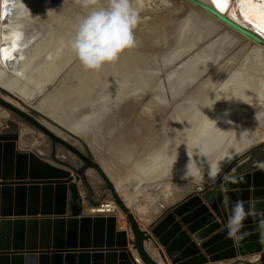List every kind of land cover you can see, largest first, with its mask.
Listing matches in <instances>:
<instances>
[{
  "label": "bare ground",
  "instance_id": "1",
  "mask_svg": "<svg viewBox=\"0 0 264 264\" xmlns=\"http://www.w3.org/2000/svg\"><path fill=\"white\" fill-rule=\"evenodd\" d=\"M58 1L65 0L47 3ZM199 1L218 10L213 0ZM104 2L94 0L96 6H103ZM78 4L82 7L79 12L86 14L87 7L81 0ZM132 4L141 13V21L135 29L137 46L125 49L116 61L94 70L85 69L76 60L33 108L83 137L96 154L97 161V150H100L150 181L144 188L155 185L158 192L164 184L171 185L173 190L169 197L172 202L192 190L193 184H185L187 181L200 185L215 181L234 156L241 154L249 144L264 140L263 101L261 104L258 101L247 103L230 134L226 128V125L230 126V113L217 112L210 106L206 109L207 114H201V117L190 118L188 115L201 110L207 84L215 83L218 69L222 73L220 84L223 80L230 82L231 87L245 93L249 92L254 77L264 78V38L238 20L232 11V3L223 15L236 22L241 30L190 0H158L161 9L155 10L139 0H132ZM40 10V6L33 7L28 9L27 15ZM58 17H51L50 29L59 23ZM73 30L65 28L53 40L38 44V51L34 50L30 56L31 63L41 61L44 51L51 52V59L61 51L65 53L60 60L46 63L45 72L35 68L29 80L56 74L70 53ZM7 75L0 74L1 85L24 94L30 92L25 84L28 80H14L17 76L13 73ZM216 90L219 96L218 86ZM102 97L107 100L102 101ZM251 110L257 119L263 117L260 125L254 126L242 115ZM191 126L196 128V134L189 139ZM131 129L138 131V136H132ZM89 136L93 141L88 139ZM101 158L98 163L112 182H116L119 196L127 205L136 207L137 217L145 226L152 211L145 205L136 206L143 189L129 195L120 187L110 164L102 155ZM159 204L169 205V202L158 200L157 208H160ZM141 208H146V222L140 218ZM116 213L120 220L121 213ZM118 226L125 228V223L124 227Z\"/></svg>",
  "mask_w": 264,
  "mask_h": 264
},
{
  "label": "water",
  "instance_id": "2",
  "mask_svg": "<svg viewBox=\"0 0 264 264\" xmlns=\"http://www.w3.org/2000/svg\"><path fill=\"white\" fill-rule=\"evenodd\" d=\"M48 1L0 0V51L4 53L0 55V74L13 73L17 76L14 80H28L25 84L30 92L24 94L1 84L0 90L14 96L30 111L84 140L61 122L33 108L77 60L69 50L67 60L54 76L40 75L29 80L35 68L45 72L46 63L60 60L65 53L61 51L51 59V52L44 51L41 61L31 63L30 56L34 50L38 51V44L53 40L65 28H74L82 16L79 0L53 4ZM190 1L236 29H242L226 18L224 12L199 0ZM231 3L238 20L256 31L240 15L239 0H231ZM30 5L33 6L28 7ZM36 6L41 10L27 15L28 9ZM94 7L100 6L89 3L87 11ZM244 10L247 11V7ZM52 16H59V23L50 29L48 22ZM0 104L37 126L52 143L64 144L83 162L79 168L66 169L34 151L17 150L16 136L0 137V264H208L238 261L249 255H259L258 264H264V158L251 155L257 146H264V140L249 144L241 154L234 156L215 181L204 185L190 180L184 182L193 184L192 190L168 208L159 204L161 216L142 228L136 207L122 200L91 152L85 155L2 98ZM89 138L93 141L92 136ZM244 165L246 168L242 169ZM91 168L100 175L124 216L125 228L118 226L117 213L84 214L83 201L94 202L86 177ZM232 169L238 172L233 173ZM79 181L86 187L83 194L78 189ZM237 201H243L246 210L254 203L257 211L244 221L241 231L247 235L242 240L228 238L225 228ZM145 242L156 250L159 258L146 250Z\"/></svg>",
  "mask_w": 264,
  "mask_h": 264
},
{
  "label": "rangeland",
  "instance_id": "3",
  "mask_svg": "<svg viewBox=\"0 0 264 264\" xmlns=\"http://www.w3.org/2000/svg\"><path fill=\"white\" fill-rule=\"evenodd\" d=\"M139 1L143 5H147L149 8H152L154 10L155 9H161L158 7V0H139ZM185 1L187 2V0H185ZM178 4H180V3H178ZM170 5H172V4H170ZM176 8H177V5L175 6V9ZM167 34H166V37L168 38ZM223 63H224V61H223ZM157 70H159V74H161V70L159 68ZM220 73H221L220 69H218L215 73V77H214L215 81L214 82L215 83L217 82L216 86H215V83H213V81H212V83L207 84L208 86L205 89L207 95H206V97L204 96L201 99L202 105H201V110H199L200 112L199 111H198V113L197 112L196 113L190 112L188 115H190L189 116L190 118H193L196 115H197L196 117H201V114H204V113L207 114L206 109H208V107L210 108V106L214 107L217 112H219V110H220L221 112L224 111L225 113H230V116H229L230 117V119H229V125L230 126L226 125V128H228V133L230 134L231 130H233L235 123L239 120V116L244 111L242 109L246 106L247 103H254L255 101H258L261 104L264 102V87H263L264 86V83H263L264 78H262V76H259V75L254 77L252 79V83L250 85V88L248 89L249 92L245 93L236 87L235 88L231 87L230 82L227 83L226 81L223 80L222 84H220L221 77H222V75H221L222 73L221 74ZM218 83H219V85H218ZM157 86L159 87V85H157ZM214 86L215 87L218 86V88L220 89L221 94L219 93V96L216 95L217 90L214 91V89H215ZM211 90H212V93H211ZM254 95H256V96H254ZM211 97H212V99H211ZM221 97L226 101L222 100ZM0 98L4 99L6 102H9L10 104L15 106L19 110H21V111L29 114L30 116H32L40 124L44 125L46 128H48L49 130L54 132L56 135L60 136L66 142L72 144L76 149L80 150L85 155H89V152H91L92 155L94 156V158L97 160L96 154L93 152L92 148L90 147V145L85 140L78 138L77 136H75V135L67 132L66 130L58 127L57 125L53 124L52 122H49L48 120L44 119L39 114L30 111L25 106H23L21 103H19L18 99H16L14 96L8 94L5 91L0 90ZM151 99H153V98H151ZM153 101H155V100L153 99ZM261 101H263V102H261ZM259 107H260V105H259ZM224 109H227V110H224ZM241 110H242V112H240ZM212 111H214V110H212ZM253 112H254V110H251L248 112L246 111L242 115H244V118L247 117L246 120H249L254 126H255V124L260 125L261 124V121H260L261 118L257 119V117L255 116V114H253ZM121 115L128 116L127 114H124L122 112H121ZM249 115H251V116H249ZM163 118H164V114H163L162 119ZM262 119H263V117H262ZM195 129L196 128H193V127L190 128L191 133L189 132L188 137L187 136L186 137L189 139L191 137L193 138L196 134ZM130 131L132 132V134H131L132 136H138V131L133 132L132 129ZM263 131H264V127H263ZM134 133H136V134H134ZM228 133H227V135H229ZM6 136H16L17 137V140H16L17 150L25 151V152L34 151V152L38 153L40 155V157L48 160L49 162L53 163L54 165L61 166L64 168H66V167L79 168L83 164L82 160H80V158L77 155H75L64 144L59 143V142L52 143L51 139L43 131H41L37 126L32 124L30 121L26 120L24 117L20 116L14 110L0 104V137H6ZM97 153H98V159L99 160H102V158H101V155H102L104 160H106L110 164L112 172H113V174L116 175V178L119 182L120 187L122 189H124L129 195L132 196V195L136 194L135 192H137L138 190L143 189L142 192H139L140 194H139V197L137 198V201H136L137 207H141L143 205H148L150 203L151 199L149 198V195L151 193L153 194V193L157 192L155 185H151L148 188H144V186L146 184H148L150 181L142 178L140 175L136 174V172L134 170H130L127 166L123 165L122 163L118 162L117 160H115L113 158L111 159L110 156L102 154L103 153L102 151L97 150ZM262 154H264V146H257L254 149V152L251 153V155H255V156H261ZM162 159H165V157L163 156ZM142 167L143 166L141 165V168ZM141 168H139V169H141ZM245 168H246V166L244 165L242 167V169H245ZM139 169H137V170H139ZM232 170L234 171L233 173L238 172L236 169H232ZM86 177H87V181H88V183H89V185L93 191L92 200L94 202L89 204L87 201H83L84 214L93 215V214L89 213L90 206H92L95 203L102 201L104 199H112V197L110 196L109 190L105 187L102 178L94 169H92V168L89 169L88 175ZM113 183H114L115 188L117 187L116 190H118L119 188L116 185V182H113ZM77 185H78V189L80 190L81 194L86 192V187L81 181L77 182ZM163 187H165V186L163 185ZM105 197H107V198H105ZM183 198H184V196L180 197L179 199L176 198L172 202L170 201L169 205L166 206V208L170 207L172 204H175V203L181 201ZM118 211H119V209H118ZM159 211H161V210L159 209ZM122 217H124V216L122 215ZM152 217H153V215L149 218V221L151 220ZM150 251L155 258H159L156 250H154L153 248L150 247ZM258 258H259V255H249V256L243 257L242 259H240L238 261L224 260V261L213 262V263H208V264H258Z\"/></svg>",
  "mask_w": 264,
  "mask_h": 264
},
{
  "label": "clouds",
  "instance_id": "4",
  "mask_svg": "<svg viewBox=\"0 0 264 264\" xmlns=\"http://www.w3.org/2000/svg\"><path fill=\"white\" fill-rule=\"evenodd\" d=\"M81 2L87 7L94 0ZM140 21V10L133 7L132 0H105L103 6L94 7L77 19L69 41L70 50L85 69H98L116 61L125 49L137 46L135 29ZM106 100L107 97H102V101ZM256 213L254 203L246 210L244 202L237 201L225 225L227 237L242 240L247 235L241 231L244 221Z\"/></svg>",
  "mask_w": 264,
  "mask_h": 264
},
{
  "label": "snow or ice",
  "instance_id": "5",
  "mask_svg": "<svg viewBox=\"0 0 264 264\" xmlns=\"http://www.w3.org/2000/svg\"><path fill=\"white\" fill-rule=\"evenodd\" d=\"M230 3L231 0H213V4L220 12L226 11ZM239 6L240 15L250 22L260 35L264 36V0H239ZM245 7L247 11L244 10ZM0 55L4 53L0 51Z\"/></svg>",
  "mask_w": 264,
  "mask_h": 264
},
{
  "label": "crops",
  "instance_id": "6",
  "mask_svg": "<svg viewBox=\"0 0 264 264\" xmlns=\"http://www.w3.org/2000/svg\"><path fill=\"white\" fill-rule=\"evenodd\" d=\"M164 186L165 187H160L159 189H160V191H158V192H156V193H151L150 195H149V198L151 199L150 200V203L148 204V205H145L146 207H149V210H150V212L152 213L151 215H153V217L151 218V220L149 221V222H155V221H157L158 220V218L160 217V211H159V209L160 208H157V206H156V202L158 201V200H163L164 201V203H168V202H170L172 199L169 197V192L171 191V190H173V188L170 186V185H168V184H164ZM125 191V190H124ZM98 195V194H97ZM105 198H107V197H105ZM165 206H168V205H165ZM145 210H146V208L145 209H143V208H141V214H142V217H140L141 218V220L143 221V222H146L147 221V219H148V217L146 216V213H145ZM122 216V215H121ZM120 216V220H118V223H119V225L120 226H122V227H124V223H125V220H124V217H121ZM124 221V222H123ZM138 222L139 223H141L139 220H138ZM142 228H145L144 227V225H143V227ZM144 246H145V248H146V250L148 251V252H150V254H152L151 253V251H150V244H148V243H144ZM153 255V254H152Z\"/></svg>",
  "mask_w": 264,
  "mask_h": 264
},
{
  "label": "built area",
  "instance_id": "7",
  "mask_svg": "<svg viewBox=\"0 0 264 264\" xmlns=\"http://www.w3.org/2000/svg\"><path fill=\"white\" fill-rule=\"evenodd\" d=\"M118 207L113 199H104L90 206L89 213L93 215H109L115 214Z\"/></svg>",
  "mask_w": 264,
  "mask_h": 264
},
{
  "label": "flooded vegetation",
  "instance_id": "8",
  "mask_svg": "<svg viewBox=\"0 0 264 264\" xmlns=\"http://www.w3.org/2000/svg\"><path fill=\"white\" fill-rule=\"evenodd\" d=\"M261 157H263V158H264V154H262V155H261ZM73 201H74L75 203H77V200H73Z\"/></svg>",
  "mask_w": 264,
  "mask_h": 264
}]
</instances>
